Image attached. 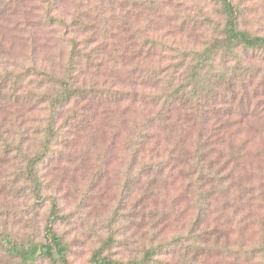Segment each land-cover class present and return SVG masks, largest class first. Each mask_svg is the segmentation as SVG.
Segmentation results:
<instances>
[{"label": "rangeland", "instance_id": "374dc122", "mask_svg": "<svg viewBox=\"0 0 264 264\" xmlns=\"http://www.w3.org/2000/svg\"><path fill=\"white\" fill-rule=\"evenodd\" d=\"M155 1L152 9H139L135 0H67L52 12L59 13L61 24L48 20L40 0H0V73L29 74L17 93L20 102L0 114L5 142L23 149L7 153L0 141V232L43 242L56 202V230L68 246L69 264H91L99 250L127 263L151 249L157 253L150 264H264V54L238 52L257 77L247 81L249 98L242 100L239 91L234 113L214 123L224 121L225 131L237 138L245 155L236 173L242 180H227L225 193L217 190L209 216L196 230L199 196L191 180H160L153 187L152 180H130L136 117L130 84L139 45L144 39L157 43L147 65L167 68L225 25L222 6L213 0ZM230 1L239 10V29L264 37V0ZM78 20L95 24L97 31L73 25ZM73 39L85 47L77 75L107 96L61 109L48 154L37 166L42 184L37 196L35 181L23 172L26 158L42 150L50 113L32 95L38 93V74L62 73ZM120 90L123 101L112 97Z\"/></svg>", "mask_w": 264, "mask_h": 264}, {"label": "trees", "instance_id": "16d2710c", "mask_svg": "<svg viewBox=\"0 0 264 264\" xmlns=\"http://www.w3.org/2000/svg\"><path fill=\"white\" fill-rule=\"evenodd\" d=\"M40 1L48 7L50 22L60 21L59 23L64 24L59 13L52 15V12L58 11L67 0ZM213 1L222 6L224 28L199 50L181 53V60L167 68H151L147 65L146 60L150 59L151 49H155L157 43L144 39L139 45V52H135V69L132 71L135 79L130 84L135 87L136 115L130 180H152L150 187L160 180H191L199 196L196 206L200 215L196 219L195 230L202 219L209 216L211 199L217 190L225 193L229 189L225 187L227 180H242L236 173L245 155L236 145L237 138L225 131L229 125L224 121L218 125L214 120L218 117L222 120L233 114L234 105L241 94L239 91H242V100L249 98L247 81L252 82L257 77L238 52L252 50L264 54V37L252 36L239 29V10L232 2ZM155 3V0H135V8L152 9ZM135 19H138L137 14ZM73 25H79L86 31L96 30L98 27L81 20ZM136 40L135 33V45ZM71 42L72 50L62 73L38 74L42 76L35 87L38 93L32 95L50 113L42 150L30 158L24 156L27 166L23 176L35 181L34 191L37 196L42 190L37 166L48 154L61 109L79 99L91 97L94 102H99L106 95L95 83L89 86L77 75L83 63L85 47L81 48L76 39ZM148 46L150 52L147 58L141 60L142 51ZM26 74L15 75L9 70L4 74L0 73V114H5L12 102H20L17 93L23 89ZM147 90L150 92L147 93ZM9 91L12 93L9 94ZM117 96L120 101L125 100V91L120 90L116 96L112 95ZM2 134L0 133V141L4 140ZM4 144L7 153L14 150L19 154L23 153L21 143L14 149L11 143ZM139 183L140 181L136 184ZM192 185L186 187V197L189 196ZM59 217L55 202L44 228L43 242L19 241L10 234L0 232V264H69L68 246L56 230ZM156 253V250H147L143 258L125 263L105 257L102 255L103 251L99 250L94 254L91 264H150Z\"/></svg>", "mask_w": 264, "mask_h": 264}]
</instances>
